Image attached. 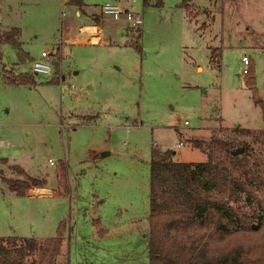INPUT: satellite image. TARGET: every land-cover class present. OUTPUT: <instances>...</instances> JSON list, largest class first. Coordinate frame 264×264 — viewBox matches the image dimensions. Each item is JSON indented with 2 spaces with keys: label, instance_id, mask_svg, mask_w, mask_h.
<instances>
[{
  "label": "rangeland",
  "instance_id": "rangeland-1",
  "mask_svg": "<svg viewBox=\"0 0 264 264\" xmlns=\"http://www.w3.org/2000/svg\"><path fill=\"white\" fill-rule=\"evenodd\" d=\"M83 1L103 20L86 29L92 35L74 33L92 23L67 0H0L2 27L21 30L29 55L21 62L12 45L2 46L0 170L3 159L12 165L0 173V235L46 239L64 222L60 264H149L152 148L203 162L189 139L264 128L242 61L251 59L264 100V0H191L193 20L183 0ZM109 1L142 13L140 48L122 22L102 14ZM44 51L51 76L32 71ZM5 69L31 72L37 84L10 85ZM62 162L68 194L57 179ZM14 166L45 177L62 196L11 194L4 180L22 178Z\"/></svg>",
  "mask_w": 264,
  "mask_h": 264
},
{
  "label": "trees",
  "instance_id": "trees-1",
  "mask_svg": "<svg viewBox=\"0 0 264 264\" xmlns=\"http://www.w3.org/2000/svg\"><path fill=\"white\" fill-rule=\"evenodd\" d=\"M188 1L191 0H183L182 5L187 7ZM67 4L88 15L92 24H102L100 14L83 10V0H67ZM140 33L138 30L133 35L137 48ZM20 38L19 28L0 26V57L2 46L10 44L24 62L29 55ZM251 64L250 60L247 85L262 109L264 120V100L256 87ZM3 74L10 85L37 84L31 72L5 69ZM245 137H250V141L244 140ZM189 142L206 154V161H176L174 150L152 148L149 264H264V128L238 126L229 135ZM237 148H242V153L232 155ZM14 169L19 170L22 178L4 181L17 195L23 196L29 188L47 184L45 177L31 176L20 166ZM58 176L68 194L63 162ZM254 221L258 222L257 228ZM65 227L61 223L58 234L46 239L0 236V264H60L58 256Z\"/></svg>",
  "mask_w": 264,
  "mask_h": 264
},
{
  "label": "built area",
  "instance_id": "built-area-1",
  "mask_svg": "<svg viewBox=\"0 0 264 264\" xmlns=\"http://www.w3.org/2000/svg\"><path fill=\"white\" fill-rule=\"evenodd\" d=\"M65 10L66 6L63 5ZM63 10V13L65 11ZM101 12L105 17L111 18L115 21H120L123 25L120 31L125 30L128 34L133 35L137 33L138 30H142V13L137 10L132 4L123 5L121 2H106L102 5ZM83 34L85 30L82 31ZM137 38V37H136ZM51 55L48 52H43L39 60H36L32 65V71L35 74L52 75V65H51ZM242 61L244 65H250V58L248 55H243ZM244 73L248 74V68L244 70Z\"/></svg>",
  "mask_w": 264,
  "mask_h": 264
},
{
  "label": "crops",
  "instance_id": "crops-1",
  "mask_svg": "<svg viewBox=\"0 0 264 264\" xmlns=\"http://www.w3.org/2000/svg\"><path fill=\"white\" fill-rule=\"evenodd\" d=\"M195 3H196V1H195ZM199 7V5L196 3V7ZM201 7V6H200ZM187 9H188V7H186ZM203 9H205V8H203ZM188 13H189V16H190V20H193V16L191 15V13H190V11H189V9H188ZM78 14V13H77ZM78 16V15H77ZM196 16H199V15H196ZM202 17H204L205 18V20L203 21V23H202V25H201V28H207V26L209 25L208 24V20L210 19L209 17H210V15L208 16V13L207 12H205L203 15H202ZM196 18H198V17H196ZM0 26L2 27L3 25L0 23ZM3 28V27H2ZM87 28H95V29H97V25H92V24H89V25H86L85 23H82L81 25H79L78 26V29H76L77 31H75L74 33L75 34H77V32H78V30H81V31H84L85 30V33L86 34H91V32H89L88 30H86ZM4 29V28H3ZM96 32V31H95ZM95 32H92V33H95ZM102 33V32H101ZM92 35V34H91ZM98 40V39H97ZM102 44V43H108V41L106 40V41H104V42H87V41H80V42H78V44ZM245 55V54H244ZM251 60V59H250ZM110 154V153H109ZM8 162H10L8 159H3V164H5L4 165V167L0 170V173L2 172V171H5L6 169H9V165H12V164H10V163H8ZM51 164H54V162L53 161H51ZM23 168V167H22ZM25 170V169H24ZM26 171V170H25ZM27 172V171H26ZM57 179H58V175H57ZM47 180V182H48V179H46ZM0 182H3L2 181V179L0 178ZM2 184H4V183H2ZM5 185V184H4ZM6 186H7V184H6ZM6 186H4V187H6ZM8 188V187H7ZM36 189H39V190H41V189H44V190H46L47 191V193L46 194H44V193H36V192H34ZM9 190V189H8ZM10 191V190H9ZM60 192V189L58 188V187H55V188H48L47 187V184L46 185H44V186H37V187H35V189H29L27 192H26V195H24L25 197L26 196H28V197H35V196H38V197H44V196H48V197H53V198H59V197H61L62 195L61 194H58ZM10 193L11 194H15V193H13V192H11L10 191ZM17 195V194H16ZM102 226V225H101ZM99 229V228H98ZM101 229H99V231H100ZM108 232V231H107ZM107 233H105V235H106ZM1 237H8V236H13V235H10V234H7V235H0ZM35 238V237H34Z\"/></svg>",
  "mask_w": 264,
  "mask_h": 264
},
{
  "label": "water",
  "instance_id": "water-1",
  "mask_svg": "<svg viewBox=\"0 0 264 264\" xmlns=\"http://www.w3.org/2000/svg\"><path fill=\"white\" fill-rule=\"evenodd\" d=\"M242 151H243L242 148H237L236 150H233V151H232V155H239V154L242 153ZM109 153H110L109 151H104V152H101V155H102L103 157H106V156L109 155ZM253 226H254L255 228H257V225L253 224Z\"/></svg>",
  "mask_w": 264,
  "mask_h": 264
}]
</instances>
